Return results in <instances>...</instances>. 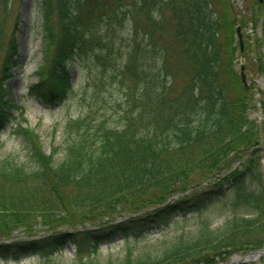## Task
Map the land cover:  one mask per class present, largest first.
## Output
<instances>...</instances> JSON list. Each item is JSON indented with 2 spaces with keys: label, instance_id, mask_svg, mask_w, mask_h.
I'll return each instance as SVG.
<instances>
[{
  "label": "trees",
  "instance_id": "1",
  "mask_svg": "<svg viewBox=\"0 0 264 264\" xmlns=\"http://www.w3.org/2000/svg\"><path fill=\"white\" fill-rule=\"evenodd\" d=\"M40 1L44 58L30 94L52 105L71 98L81 86L89 87L83 93L89 109L64 122L61 160L54 150L44 152L32 128L17 123L14 133L30 142L29 163L0 158V233L8 237L17 227L32 233L39 222L53 228L52 222L67 216L71 226L90 222L97 227L0 242V262L41 251L43 264H63L56 253L72 239L76 250L71 264H101L97 253L103 240L120 236L131 244L154 229L165 233L163 223L192 211L198 214L197 229L176 233L170 243L159 240L164 245L156 252L135 255L129 247L124 257L107 264H219L233 252L219 250L220 241L231 228L254 225L250 221L257 217L262 222L253 230L259 228V234L236 240L235 248L264 246V185L262 179L257 182L264 119L249 116L255 83L247 85L234 65L231 3L222 0L219 14L214 0H151L146 10L147 1L140 0L143 11L132 21L131 38L115 50L118 39L111 32L128 21L124 0ZM256 2L264 14V3ZM10 3L0 0V130L16 118L12 110L19 106L3 86L21 63L17 20L5 38ZM112 3L108 13L100 9ZM155 6L172 10L171 44L155 34L166 24L152 10ZM143 20L156 28L146 24L139 29ZM73 63L84 83H73ZM259 68L264 70L263 63ZM92 85H100L101 96ZM96 103L102 109L92 111ZM209 176L219 178L206 191L166 202ZM221 206L223 227L211 228L202 220L204 212Z\"/></svg>",
  "mask_w": 264,
  "mask_h": 264
},
{
  "label": "rangeland",
  "instance_id": "2",
  "mask_svg": "<svg viewBox=\"0 0 264 264\" xmlns=\"http://www.w3.org/2000/svg\"><path fill=\"white\" fill-rule=\"evenodd\" d=\"M125 4L123 5L122 9L127 10L128 13V21L124 22L122 26L117 25L118 32H111L112 35L117 36V43L115 44V50L119 49L122 44H126L131 38V26L132 21L135 20L138 15V11H143L139 7L142 5L144 1H147V6L144 8L146 10L149 6V2L151 0H143L141 5H139L140 0H124ZM216 3L213 2L216 10L220 14L222 10V0H214ZM231 3V11L234 18L236 19V24L242 25V32L245 37V53H240V44L238 41L237 33L234 34L235 37V49H236V58L234 61V65L236 69L241 70V65H245L244 72L247 73V79L250 81L253 79L258 80V84L252 85L254 96L252 99V108L250 109L249 113L252 117H257L259 122H262L264 118H261V111H263V103L260 99L264 95V83L260 82L261 78H264L263 75H260L261 71L257 69L256 59L258 54L257 44L255 43L256 36H261L262 33V25L259 21V16L252 18L250 14V10L254 9L256 0H228ZM264 1V0H263ZM40 0H11L10 6V14H9V22L7 27V33L5 38H8L11 31L13 30V23L17 20L18 29L15 32L17 37V41L19 44V50L21 53V66L15 71V75L10 77L8 81L5 82L4 88H6V92L9 89H12L14 92V96L16 102L19 103L22 107V111H17V109H13V113L18 115L17 120H12L8 126L4 129L0 130V158L5 156H10L15 158L18 162H28L27 153H28V146L30 142L25 140L23 135H19L18 133H14V128L16 127V122H22L23 125H27L28 127L32 128L40 137L42 149L46 154H50L53 150L55 151L54 157L57 160H61L64 155V148L63 144L66 142L67 139V131L64 128V122L70 116H77L78 113L82 112L85 113L89 109L86 106V101L83 98V93L86 94L89 87L85 88L83 86L79 87L75 94L69 99L59 103L54 104H45L36 96H32L29 93V87L32 83L36 82L40 79V76L37 74L38 66L43 62V44H42V14L40 9L38 8ZM116 3H112L107 7H101V10L105 12H109L111 7ZM156 9L159 21L161 18L163 19V23L165 30H157L155 34L162 35V39L165 43L171 44L173 43V27H174V19L173 15L171 14L172 10L169 7H152ZM157 19V20H158ZM156 20V19H155ZM167 21V22H166ZM258 23L257 26L255 24ZM134 23V21H133ZM146 24H150L152 27H155V23H150L149 20H143L139 23V29H143L146 27ZM256 29V32L254 31ZM106 29V26H105ZM236 30V25H235ZM105 32H107L105 30ZM257 47V48H256ZM123 46L121 47V49ZM125 51V50H123ZM45 65V64H44ZM73 77L75 79L82 80L84 83L83 75L79 71L77 67V63H73ZM262 74V73H261ZM2 85L0 84V94ZM93 88L97 89L99 96H101V88L100 85H92ZM261 87V88H260ZM8 95V93H7ZM102 109V105L100 103H96L93 106L92 111H98ZM29 163V162H28ZM261 169H260V177H257V182L259 179H262V184L264 185V160L261 162ZM237 167V166H236ZM219 178V176H209L206 178L203 186V192L206 191L209 186L214 184L215 181ZM203 182V183H204ZM214 182V183H213ZM28 184H33L28 182ZM228 184H226L227 186ZM67 191L65 190V193ZM177 199V197L175 198ZM170 202H173L171 199H167ZM227 200V199H226ZM221 202H219L220 204ZM218 204V205H219ZM225 207V206H224ZM222 206L216 207L215 209H207L204 212L202 220L205 222L210 223L211 228H221L223 227L224 217L221 216ZM229 212V211H227ZM177 219L173 221L171 219L169 225L163 223V228L165 233L162 230H151L149 232V236L146 238L139 239L138 241H131V244L124 242L122 237H116L112 240H103L102 246L97 253V256L100 259L101 264H107L108 261L113 259H119L124 257L127 249L130 247L132 252L135 255L142 254L147 250H152L153 252L159 251L161 247L165 243H170V240L173 239V236L176 233H180L183 230H193L199 227V218L197 217L198 214L194 211L189 213L186 217L183 218L181 213L176 215ZM257 220H252L250 222L254 225L243 227L236 229L235 231L229 232L227 236L225 233H220L219 236L221 238H226L223 240L224 242L220 241V247L218 245L219 250H230L233 253L236 251L240 252L241 254H245L244 251L246 248H235L237 245L235 243L236 240L241 241L245 240L248 237H254L259 234L258 230H253V227L258 225L261 220L258 221V217L254 218ZM164 221V220H162ZM69 216L66 218L58 219L57 222H52V229H65L69 228ZM92 224V223H91ZM91 229V228H90ZM86 228L84 230H90ZM22 231V229H20ZM36 233L43 234L45 231H48L47 226H41L34 230ZM77 231V228H74V232ZM58 232V231H57ZM28 232H20L19 234H24ZM4 237L3 234L0 233V238ZM77 237H81L80 234ZM76 249V245L73 242H68V244L64 248H60L57 256V261L62 262L63 264H71L72 263V256L73 252ZM41 251H38L35 254H29L23 256L19 260H9L7 262H1L0 264H43V260L39 257L41 255ZM230 257V256H229ZM155 258V257H152ZM231 258V257H230ZM229 258V259H230ZM228 259V260H229ZM257 260H251L248 262H242L238 264H264V255L260 256Z\"/></svg>",
  "mask_w": 264,
  "mask_h": 264
},
{
  "label": "water",
  "instance_id": "3",
  "mask_svg": "<svg viewBox=\"0 0 264 264\" xmlns=\"http://www.w3.org/2000/svg\"><path fill=\"white\" fill-rule=\"evenodd\" d=\"M238 30V33H239V37H240V43L241 45H243V37H242V33H241V27L238 26L237 28ZM192 191L191 189H189L187 192H190ZM184 194V193H182ZM262 253H264V248H260V249H256V250H251L249 251L246 255L244 256H234L232 261L228 264H234L236 261L238 260H244V261H247V260H250L252 258H256V257H259Z\"/></svg>",
  "mask_w": 264,
  "mask_h": 264
}]
</instances>
